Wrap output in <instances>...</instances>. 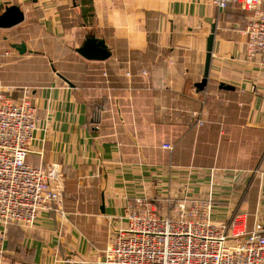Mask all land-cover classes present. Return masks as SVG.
I'll return each mask as SVG.
<instances>
[{
	"label": "crops",
	"instance_id": "crops-1",
	"mask_svg": "<svg viewBox=\"0 0 264 264\" xmlns=\"http://www.w3.org/2000/svg\"><path fill=\"white\" fill-rule=\"evenodd\" d=\"M10 6L24 21L0 29V90L37 107L28 162L58 166L65 192L32 228L0 223V264H94L139 197L171 217L173 200H211L215 221L244 213L264 235V57L246 54L251 12L211 0H0V15ZM91 37L108 60L77 53Z\"/></svg>",
	"mask_w": 264,
	"mask_h": 264
},
{
	"label": "built area",
	"instance_id": "built-area-1",
	"mask_svg": "<svg viewBox=\"0 0 264 264\" xmlns=\"http://www.w3.org/2000/svg\"><path fill=\"white\" fill-rule=\"evenodd\" d=\"M211 2L220 11L238 5L253 14L245 32L246 54L264 57V0ZM36 129L37 107L29 97L13 102L0 90L1 224L28 229L42 210L62 209L65 178L60 168L28 162ZM164 148L172 150L169 144ZM171 204L179 212L176 217L159 215L153 202L137 198L129 206L126 226L94 264H264V235L247 230L246 214H236L228 225L213 219L211 200Z\"/></svg>",
	"mask_w": 264,
	"mask_h": 264
},
{
	"label": "water",
	"instance_id": "water-1",
	"mask_svg": "<svg viewBox=\"0 0 264 264\" xmlns=\"http://www.w3.org/2000/svg\"><path fill=\"white\" fill-rule=\"evenodd\" d=\"M24 21V13L17 6L7 7L5 12L0 15V29H10ZM215 29L213 27L212 34L209 36L207 41V57L205 64L204 79L201 83L197 84L196 87L199 90H204L208 83L212 53L214 47L215 39ZM15 49L24 53L26 51V46L24 44L19 46H13ZM77 53L82 56L84 59L89 61L104 62L111 57L110 51L107 49V46L103 40L97 39L95 37L88 38L85 44L77 50ZM60 78L65 80L70 84L65 78L58 74ZM220 89L222 90H234L232 86L221 84Z\"/></svg>",
	"mask_w": 264,
	"mask_h": 264
},
{
	"label": "rangeland",
	"instance_id": "rangeland-1",
	"mask_svg": "<svg viewBox=\"0 0 264 264\" xmlns=\"http://www.w3.org/2000/svg\"><path fill=\"white\" fill-rule=\"evenodd\" d=\"M10 34V33H9ZM12 36H10V38H11ZM156 205V204H155Z\"/></svg>",
	"mask_w": 264,
	"mask_h": 264
}]
</instances>
